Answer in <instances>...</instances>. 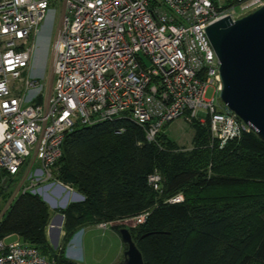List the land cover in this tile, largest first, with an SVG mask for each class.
<instances>
[{"label":"built area","instance_id":"obj_1","mask_svg":"<svg viewBox=\"0 0 264 264\" xmlns=\"http://www.w3.org/2000/svg\"><path fill=\"white\" fill-rule=\"evenodd\" d=\"M53 4L60 19L48 87L29 71L38 28ZM263 5L264 0H0V186L4 194L13 186L0 221L26 193L41 196L52 208L64 199L59 209L83 201L52 177L64 138L75 128L128 120L152 143L169 122L186 114L189 122L208 120L211 140L220 146L251 133L250 126L205 97L208 88L214 96L220 90V63L206 28ZM147 184L162 193L157 170ZM181 202V193L165 200ZM149 215L143 211L115 223L135 227ZM0 264L56 263L7 236L0 239Z\"/></svg>","mask_w":264,"mask_h":264},{"label":"trees","instance_id":"obj_2","mask_svg":"<svg viewBox=\"0 0 264 264\" xmlns=\"http://www.w3.org/2000/svg\"><path fill=\"white\" fill-rule=\"evenodd\" d=\"M190 125L186 152L166 136V126L152 143L128 120L73 129L54 173L83 201L57 210L64 218L59 249L49 245L51 210L29 193L3 214L0 239L16 236L56 264H77L65 253L80 229L150 211L143 224L127 228L143 264H264V143L251 132L220 146L208 120ZM154 170L161 194L147 184ZM179 193L183 202L165 203ZM121 228L112 227L118 236Z\"/></svg>","mask_w":264,"mask_h":264},{"label":"water","instance_id":"obj_3","mask_svg":"<svg viewBox=\"0 0 264 264\" xmlns=\"http://www.w3.org/2000/svg\"><path fill=\"white\" fill-rule=\"evenodd\" d=\"M206 34L220 63V102L264 143V5L236 20L223 18ZM55 220L59 233L63 215L56 214L49 225ZM118 234L126 249L116 264H143L129 230L121 228ZM51 243L55 249L57 239Z\"/></svg>","mask_w":264,"mask_h":264},{"label":"rangeland","instance_id":"obj_4","mask_svg":"<svg viewBox=\"0 0 264 264\" xmlns=\"http://www.w3.org/2000/svg\"><path fill=\"white\" fill-rule=\"evenodd\" d=\"M251 11H247L242 13L239 17L249 13ZM60 19V12L58 4H53L49 7L48 13L40 24L38 28V33L36 35V40L34 44V54L31 61L29 74L38 79L42 84L48 83V87L51 84L50 77V65H51V43L54 38V35L57 31ZM21 78L26 77V73L20 76ZM45 91V89H43ZM207 99L214 98L215 103L217 104V110L225 109L223 104L220 102L218 98V94L214 96L213 90L208 88L205 94ZM41 98L39 100H33V103H40ZM187 115L185 114L182 117L172 120L165 127L166 136L173 142H175L178 147L183 151H189L192 149V137L194 135V128L190 125V120H186ZM195 119H192L194 121ZM195 121L201 122L199 119ZM207 121L202 122L200 124H205ZM35 168L38 167L36 163ZM55 168L52 171V177L55 179ZM22 175H18L15 179V182L18 184L21 181ZM56 180V179H55ZM52 180H50L47 184H50ZM12 182L9 184V191L13 188ZM74 191V190H73ZM75 192V191H74ZM4 195V193H3ZM8 194H5L3 201L0 203V210L4 207L5 203L8 200ZM43 202H45L41 196H39ZM64 199L58 203L56 208H52L48 203L46 205L51 210V219L59 214L57 210L61 208ZM70 200L67 201L69 203ZM50 222V221H49ZM129 226L133 224V222H127ZM125 226V224L113 223L109 228L103 229L98 225L83 227L80 229L71 239L66 247V257L73 260L77 264H115L118 261H121L123 258V245L121 243L120 237L114 234L112 231V227L114 226ZM49 226V224H48ZM47 226V228H48ZM125 228H133V227ZM46 228V233H47ZM55 230H51V240L54 242L57 239V246L54 249L53 243L49 242V245L52 247L54 251L58 250L61 245V240L63 236L62 226L58 233L57 226H55ZM58 235V236H57ZM47 236V235H46ZM12 239V238H11ZM48 240V239H47ZM10 241V240H7Z\"/></svg>","mask_w":264,"mask_h":264},{"label":"crops","instance_id":"obj_5","mask_svg":"<svg viewBox=\"0 0 264 264\" xmlns=\"http://www.w3.org/2000/svg\"><path fill=\"white\" fill-rule=\"evenodd\" d=\"M63 220H64V218H63ZM54 222H56V220H55ZM62 225H63V221H62ZM62 225H61V226H62ZM55 229H56V228H52L51 230H55ZM51 230H50V231H51ZM112 231H113V229H112ZM50 233H51V232H50ZM114 234L116 235L115 232H114ZM118 262H119V261H118ZM115 264H116V263H115Z\"/></svg>","mask_w":264,"mask_h":264},{"label":"bare ground","instance_id":"obj_6","mask_svg":"<svg viewBox=\"0 0 264 264\" xmlns=\"http://www.w3.org/2000/svg\"><path fill=\"white\" fill-rule=\"evenodd\" d=\"M55 226H57V223L56 222H53V225H52L51 229L54 228Z\"/></svg>","mask_w":264,"mask_h":264}]
</instances>
